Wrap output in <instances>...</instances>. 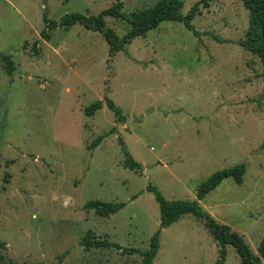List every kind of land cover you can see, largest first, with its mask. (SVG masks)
Masks as SVG:
<instances>
[{"label": "rangeland", "instance_id": "obj_1", "mask_svg": "<svg viewBox=\"0 0 264 264\" xmlns=\"http://www.w3.org/2000/svg\"><path fill=\"white\" fill-rule=\"evenodd\" d=\"M122 1L130 12L158 0ZM182 1L186 14L199 0ZM111 2L0 0V264H139L136 252L85 249L80 240L89 232L145 250L159 228L148 185L168 200L194 199L210 174L238 162L246 166L242 183L228 177L199 203L256 253L264 236V67L236 43L248 11L240 0L211 1L192 20L198 36L163 21L113 57L101 33L79 23L40 36L44 12L52 20L95 15ZM105 21L119 36L129 28L125 20ZM1 54L11 55V75ZM105 97L125 122L105 105L85 114ZM127 153L141 171L122 165ZM92 199L125 205L100 216L84 208ZM159 238L152 264H214L218 255L191 214ZM226 249L223 264H240L234 247Z\"/></svg>", "mask_w": 264, "mask_h": 264}, {"label": "trees", "instance_id": "obj_2", "mask_svg": "<svg viewBox=\"0 0 264 264\" xmlns=\"http://www.w3.org/2000/svg\"><path fill=\"white\" fill-rule=\"evenodd\" d=\"M214 0H199L194 3L186 14L181 12L182 0H158L153 5L132 10L130 12L123 11L122 0H112L111 5L98 14H85L81 12L67 13L57 20L49 19L46 13H43L44 28L40 32L43 39L50 38V31L56 28L67 29L70 26L79 23L85 28L98 31L104 37L108 44V55L113 57L117 52L125 50L126 46L138 36H145L146 33L158 27L163 21L181 22L184 26L191 30L195 36L199 32L194 28L192 20L199 14L200 6H208ZM244 8L248 11V25L244 37L238 39L236 43L243 47L251 54L258 57L262 66L264 67V0H240ZM110 16L117 19L125 20L129 24L126 32L119 36L115 30L106 25L105 17ZM35 44V43H34ZM1 60L4 62L7 74L11 75L15 70L14 62L9 54H1ZM105 105L111 110L115 116L116 121L125 122L126 115L123 114L122 109L118 107L114 101L105 97L103 100H95L85 108V114L93 115L96 111ZM111 129L107 133L98 135L92 142L91 146H96L99 142L113 132ZM123 160L122 165L135 171H141V163L135 161L128 153ZM245 163L238 162L229 167H224L214 171L204 181H202L195 192L194 199H166L155 186L148 185L147 189L153 192L155 199L159 206V228L150 237L149 246L145 250L136 248L121 247L119 244L96 237H90V233L86 232L80 240V244L85 249L91 247H116L122 248L124 252L138 253L141 256L139 264H152L160 247V232L163 228L168 227L183 215L191 214L204 222L205 227L211 234L213 240L218 246V255L214 264H223L225 261L227 245H231L236 250L240 264H260L261 259H264V236L255 253L245 241L242 234L234 231L227 224L217 221L210 213L205 211L199 200L203 199L211 190L216 188L224 179L230 177L236 184H241L245 172ZM135 197V196H134ZM125 205L121 201H102L99 199L88 200L84 208L87 210H94L97 215L109 216L117 212ZM0 243V249L3 247ZM30 264H64L58 263H44L32 262Z\"/></svg>", "mask_w": 264, "mask_h": 264}]
</instances>
